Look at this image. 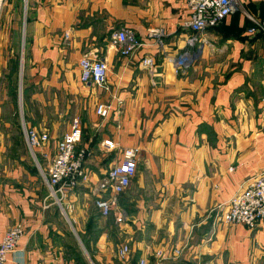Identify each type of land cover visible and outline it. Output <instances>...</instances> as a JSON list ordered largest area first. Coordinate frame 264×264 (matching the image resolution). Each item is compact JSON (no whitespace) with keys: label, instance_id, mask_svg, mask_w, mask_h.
<instances>
[{"label":"crops","instance_id":"1","mask_svg":"<svg viewBox=\"0 0 264 264\" xmlns=\"http://www.w3.org/2000/svg\"><path fill=\"white\" fill-rule=\"evenodd\" d=\"M18 1L0 19V240L24 230L6 264H78L79 243L89 264H155L160 254L170 256L164 264H264V223L219 217L264 170V0H240L180 72L169 58L189 48L188 0H20L21 24ZM125 28L145 42L131 57L110 40ZM85 56L108 64L107 90L81 81ZM101 102L113 108L107 120L96 114ZM70 114L82 121L90 184L59 202L29 162L25 128L49 134L35 152L47 167ZM127 147L141 153L117 223L96 209L94 186Z\"/></svg>","mask_w":264,"mask_h":264},{"label":"built area","instance_id":"2","mask_svg":"<svg viewBox=\"0 0 264 264\" xmlns=\"http://www.w3.org/2000/svg\"><path fill=\"white\" fill-rule=\"evenodd\" d=\"M6 0H0V17ZM240 0H188L189 16L184 21V28L190 31L187 37L188 50L178 56L169 58L177 72L187 70L194 62L195 52L203 34L212 28L220 26L239 7ZM264 29V22L260 24ZM256 33V27L248 30ZM69 38V34H66ZM111 43L124 57H131L139 51L145 42L137 37L131 29H121L111 34ZM190 49V50H189ZM142 67L152 70L155 58L147 56L142 61ZM109 67L106 61L83 57L80 60V79L83 83H92L101 89H108ZM96 114L103 120L113 115L111 104L104 102L96 105ZM25 136L29 149L35 156L40 171L50 189V194L59 202L71 191L83 184H90V175L86 168L89 150L80 147L83 139V126L79 117L71 121V128L57 142V152L50 164L43 169L36 157V150L43 149L50 142L46 132L25 128ZM104 145L110 149L116 145L112 140H105ZM141 150L127 147L121 151V160L115 163L107 173L96 183L94 205L101 216L107 218L114 215L117 223L125 220L126 214L120 206V197L130 188L138 169ZM220 222L230 225H243L254 229L264 223V170L251 177L246 184L236 192L225 208L220 212ZM24 236L21 225L8 229L0 240V264H6L11 253L15 252ZM129 247L125 245L120 256L126 258ZM180 254L175 250L173 255ZM172 255V256H173ZM170 256L160 254L155 264H164ZM139 264H148L142 259Z\"/></svg>","mask_w":264,"mask_h":264},{"label":"rangeland","instance_id":"3","mask_svg":"<svg viewBox=\"0 0 264 264\" xmlns=\"http://www.w3.org/2000/svg\"><path fill=\"white\" fill-rule=\"evenodd\" d=\"M6 2H7V0L5 1V4H6ZM18 4H19V7H18V9H21L20 10V13L18 12H16V13H14V18L13 19H16V20H18V22H19V24H21V22H22V20L24 19V16H23V14H22V4H21V1L19 0L18 1ZM4 7H5V5H4ZM4 7H3V11H5L4 10ZM2 11V13H1V16H2V14H5L4 12ZM0 19H1V17H0ZM186 43H187V38H186ZM180 54V52L176 55V56H178ZM83 115V114H82ZM84 115H86V114H84ZM69 116V119L70 120H72L73 118H75L76 116H78V115H76V116H74V114H70V115H68ZM25 152V150H23V153ZM27 157H28V159H29V162H30V164L35 168V169H39V166H38V163H37V160L35 161V156H33V154L30 152V151H28L27 150ZM37 157L39 158L40 156L37 154ZM40 160V159H39ZM41 162V161H40ZM41 165H42V167H43V169H45L46 170V165L43 163V162H41ZM43 182H44V180H43ZM65 219L67 218L65 215L63 216ZM79 248H80V250H78L77 252H76V254H73L74 255V258H75V263H78V264H89V252H88V250H86V249H84L83 247H81L80 246V243H79Z\"/></svg>","mask_w":264,"mask_h":264}]
</instances>
